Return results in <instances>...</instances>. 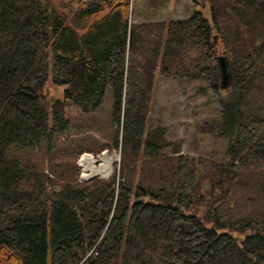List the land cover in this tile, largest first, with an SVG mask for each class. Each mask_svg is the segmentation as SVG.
I'll use <instances>...</instances> for the list:
<instances>
[{"label":"trees","instance_id":"16d2710c","mask_svg":"<svg viewBox=\"0 0 264 264\" xmlns=\"http://www.w3.org/2000/svg\"><path fill=\"white\" fill-rule=\"evenodd\" d=\"M64 1L0 0V264H264V0L168 21ZM168 2L146 0L150 16ZM219 51L232 83L194 128L226 139L224 159L164 152L157 74L218 91ZM105 148L116 170L79 181L78 156Z\"/></svg>","mask_w":264,"mask_h":264},{"label":"rangeland","instance_id":"374dc122","mask_svg":"<svg viewBox=\"0 0 264 264\" xmlns=\"http://www.w3.org/2000/svg\"><path fill=\"white\" fill-rule=\"evenodd\" d=\"M50 1L52 5L54 3V7L60 11H65L59 0ZM82 1L85 0H65L64 2L76 7ZM194 2V0H169L166 6L159 10L157 17H151L146 0H133L131 19L133 21H140L144 19L151 20L153 18V20L164 19L168 21L169 19L184 18L191 13L194 7H198ZM201 10L207 18L210 17L207 4ZM218 55L222 56L224 54L219 51ZM231 83L232 80L230 74H228L223 84L225 87H229ZM200 84L198 81H172L157 74L148 128L152 129L156 125L165 126L164 137L169 142V146L162 149L164 152H169L172 146H179L181 149L180 153L192 156L202 154L222 161L225 157L226 139L203 135L196 132L194 127L203 120L219 117L220 100L222 99L224 87H222L221 83L218 91H213L210 87L206 86L205 90L195 94ZM63 88V85L54 84L50 80H47L44 85L46 98L49 100L61 98ZM89 134L94 135L100 142L107 143L110 141L109 137H104L97 131L89 130ZM105 149H107L108 155H103L100 163L103 162L104 156L117 158V155H119L120 159L119 151L115 149L109 150V148ZM88 154H92L94 159H98L101 156V152L95 154L88 152ZM119 159L112 162V170H116ZM78 160H76L77 165ZM78 167L79 172L77 177L79 178V175L82 172L84 173V171L81 166L78 165ZM220 230L222 231V229ZM238 237H242V235H238Z\"/></svg>","mask_w":264,"mask_h":264},{"label":"bare ground","instance_id":"6f19581e","mask_svg":"<svg viewBox=\"0 0 264 264\" xmlns=\"http://www.w3.org/2000/svg\"><path fill=\"white\" fill-rule=\"evenodd\" d=\"M112 162L113 160L109 156H104L103 162L100 163V166L98 167L97 165L94 164V160L89 155H85L81 159V165L84 170L85 176H88V174H91V173L92 174H97V173L103 174V171L106 168L108 172L109 168L111 167Z\"/></svg>","mask_w":264,"mask_h":264},{"label":"built area","instance_id":"2783aa9c","mask_svg":"<svg viewBox=\"0 0 264 264\" xmlns=\"http://www.w3.org/2000/svg\"><path fill=\"white\" fill-rule=\"evenodd\" d=\"M85 155H89V156H91V158L94 160V164L95 165H97L98 167L100 166V159L102 158V156L103 155H108V153H107V149H104V150H102L101 151V156L100 157H98V159H94L93 158V156H92V154H88V152H82L79 156H78V165L79 166H81L82 167V165H81V159H82V157H84ZM113 161H115L116 159H119V155H117V158L115 157V158H113V157H111V156H109ZM97 163V164H96ZM97 168V167H96ZM84 171V170H83ZM112 172H113V170H112V166L109 168V170H108V172H107V168L106 169H104V171H103V174L102 173H97V174H88V176H85L84 175V173L82 172L80 175H79V178H78V180L79 181H87V180H89V179H91L92 177H100V178H107L109 175H111L112 174Z\"/></svg>","mask_w":264,"mask_h":264},{"label":"water","instance_id":"95a60500","mask_svg":"<svg viewBox=\"0 0 264 264\" xmlns=\"http://www.w3.org/2000/svg\"><path fill=\"white\" fill-rule=\"evenodd\" d=\"M218 67H219V71L223 77L222 79V87H225L224 86V81H225V78L228 76V71H227V68H228V64H227V60H226V56L225 55H222V56H218ZM207 183L204 184V187H207Z\"/></svg>","mask_w":264,"mask_h":264}]
</instances>
